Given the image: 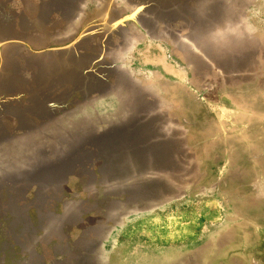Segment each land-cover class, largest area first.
Wrapping results in <instances>:
<instances>
[{
    "label": "rangeland",
    "instance_id": "1",
    "mask_svg": "<svg viewBox=\"0 0 264 264\" xmlns=\"http://www.w3.org/2000/svg\"><path fill=\"white\" fill-rule=\"evenodd\" d=\"M0 264H264V0H0Z\"/></svg>",
    "mask_w": 264,
    "mask_h": 264
},
{
    "label": "crops",
    "instance_id": "2",
    "mask_svg": "<svg viewBox=\"0 0 264 264\" xmlns=\"http://www.w3.org/2000/svg\"><path fill=\"white\" fill-rule=\"evenodd\" d=\"M144 255H146V253H144ZM140 260H141V259H140ZM140 260H139V263L141 262Z\"/></svg>",
    "mask_w": 264,
    "mask_h": 264
}]
</instances>
